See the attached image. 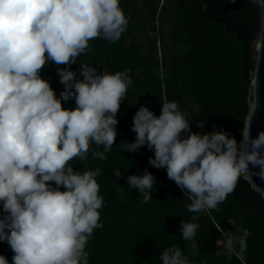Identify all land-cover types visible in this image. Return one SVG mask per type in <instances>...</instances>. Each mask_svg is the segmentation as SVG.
<instances>
[{"label": "clouds", "instance_id": "clouds-1", "mask_svg": "<svg viewBox=\"0 0 264 264\" xmlns=\"http://www.w3.org/2000/svg\"><path fill=\"white\" fill-rule=\"evenodd\" d=\"M127 26L120 0H0V241L12 250V264H88L87 241L102 226L99 170H73L69 161L83 160L90 142L111 149L116 114L132 80L120 71L97 73L88 63L80 64L81 79L68 66L91 39L115 43ZM49 61L64 65L57 67L64 85L59 97L40 75ZM72 98L74 108L62 107V100ZM250 108L254 112L255 105ZM250 126L251 114L237 141L215 127L191 132L175 101L162 103L158 116L141 105L132 117L135 140L123 142L120 150H152L149 164L165 168L167 177L189 193L190 212L216 208L240 178L264 200V187L252 180L256 175L264 181V130L252 138ZM155 183L147 169L127 177L129 188L144 193L142 203L153 199L146 190ZM197 228L181 221V239L194 241ZM243 233L246 237L247 229ZM159 261L190 264L179 247L162 250ZM0 264H9L4 255Z\"/></svg>", "mask_w": 264, "mask_h": 264}, {"label": "trees", "instance_id": "trees-1", "mask_svg": "<svg viewBox=\"0 0 264 264\" xmlns=\"http://www.w3.org/2000/svg\"><path fill=\"white\" fill-rule=\"evenodd\" d=\"M225 2L120 0L128 18L120 39L115 43L91 39L77 62L68 66L81 79L80 64L88 63L97 73L120 71L132 80L116 114L117 135L111 149L105 152L102 145L90 142L83 160L69 161L73 170H99L102 226L87 241L88 264H160L159 254L168 247H179L190 264H264V200L243 178L216 208L190 212L189 193L167 177L165 168L149 164L152 150L147 146L134 152L120 150L123 142L135 140L131 125L137 109L143 105L158 116L161 104L168 101L178 103L190 120L191 132H211L215 127L241 139L239 129L249 110V48L258 13L252 4L224 13ZM57 67L64 65L49 61L40 75L59 97L64 85ZM61 104L71 109L75 100ZM198 123H203L202 129ZM145 169L156 183L146 190L153 199L142 203L144 193L129 188L127 177ZM3 215L0 205V218ZM181 221L198 225L194 241L181 239ZM0 255L12 264L13 252L6 241H0Z\"/></svg>", "mask_w": 264, "mask_h": 264}, {"label": "water", "instance_id": "water-1", "mask_svg": "<svg viewBox=\"0 0 264 264\" xmlns=\"http://www.w3.org/2000/svg\"><path fill=\"white\" fill-rule=\"evenodd\" d=\"M246 4L254 5L258 13L256 18L257 29L251 38L249 48V64L252 70L250 72L248 91L249 110L244 119V121L248 119L251 114L250 136L255 138L259 131L264 130V0H226L222 6V12L236 13L242 10ZM252 104L255 105L254 112L250 108ZM249 169L250 171H259L258 166L253 169L252 165H249ZM252 180L258 186L264 187V181L258 176L253 175ZM245 181L250 185L247 180Z\"/></svg>", "mask_w": 264, "mask_h": 264}]
</instances>
